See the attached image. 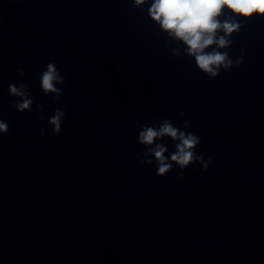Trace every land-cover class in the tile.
<instances>
[{"label": "clouds", "instance_id": "obj_1", "mask_svg": "<svg viewBox=\"0 0 264 264\" xmlns=\"http://www.w3.org/2000/svg\"><path fill=\"white\" fill-rule=\"evenodd\" d=\"M149 0H132L136 8H142ZM228 10L225 14L224 10ZM148 16L160 30L167 34L169 40L182 44L183 55L194 58L199 70L210 78H216L221 71H228L234 66L243 64V55L232 59L230 51L233 45L232 35L239 34L244 20L254 16L264 17V0H151L148 7ZM223 16V20L219 19ZM221 33H223L221 35ZM206 49H210L206 51ZM223 50V51H222ZM244 50L241 49V53ZM173 57L182 55L181 47L171 49ZM20 77L25 76L21 69ZM66 83V78L57 69L54 63H48L41 73L40 86L44 95H52L59 100L64 91L57 85ZM8 94L18 98L11 106L18 112L43 111L44 105L37 104L34 110L30 91L25 83L19 85L9 83ZM184 116V112L180 113ZM65 111L56 109L48 118V124L52 127L53 136H59L62 132V122ZM43 120V116L37 117ZM191 127L190 120L183 121V129ZM9 126L0 119V134L6 135ZM46 129L40 130L41 137L45 136ZM168 138L175 146V151L166 155L168 148L164 143L157 141ZM138 143L144 146L145 151L137 156L142 165L156 164V175L164 177L168 175L174 165L182 171L192 165L199 164L207 171L212 157L205 161L203 154L197 153L201 138L190 131L175 127L169 119L160 121L159 126H143L138 133ZM183 179V175L179 176Z\"/></svg>", "mask_w": 264, "mask_h": 264}]
</instances>
